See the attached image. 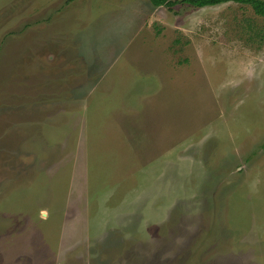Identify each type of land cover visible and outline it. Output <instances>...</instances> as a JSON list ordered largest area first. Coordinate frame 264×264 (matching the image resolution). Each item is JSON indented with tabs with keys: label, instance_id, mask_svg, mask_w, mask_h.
Masks as SVG:
<instances>
[{
	"label": "rangeland",
	"instance_id": "obj_1",
	"mask_svg": "<svg viewBox=\"0 0 264 264\" xmlns=\"http://www.w3.org/2000/svg\"><path fill=\"white\" fill-rule=\"evenodd\" d=\"M0 264H264V16L0 0Z\"/></svg>",
	"mask_w": 264,
	"mask_h": 264
},
{
	"label": "trees",
	"instance_id": "obj_2",
	"mask_svg": "<svg viewBox=\"0 0 264 264\" xmlns=\"http://www.w3.org/2000/svg\"><path fill=\"white\" fill-rule=\"evenodd\" d=\"M155 6L174 7L178 4H187L193 7L214 6L226 2H237L250 5L254 12L264 16V0H150Z\"/></svg>",
	"mask_w": 264,
	"mask_h": 264
}]
</instances>
